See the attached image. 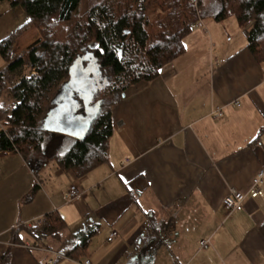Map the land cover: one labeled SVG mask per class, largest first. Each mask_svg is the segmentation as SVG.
Instances as JSON below:
<instances>
[{"label": "crops", "instance_id": "0c3cea01", "mask_svg": "<svg viewBox=\"0 0 264 264\" xmlns=\"http://www.w3.org/2000/svg\"><path fill=\"white\" fill-rule=\"evenodd\" d=\"M26 23L20 8L0 1V43ZM202 23L155 80L128 88L112 107L105 163L82 177L62 171L56 158L74 140L57 136L47 138L56 143L54 164L44 152L37 177L18 153L0 154V260L7 253L9 264H264V181L263 196H247L241 211L227 215L222 206L229 190L246 193L264 171V61L252 56L234 17ZM9 41L11 61L28 50ZM6 66L0 54V72ZM73 185L83 195L67 202ZM53 213L65 223L62 238L34 240L26 229ZM90 225L98 232L84 256L63 255L65 238ZM112 230L118 236L107 243Z\"/></svg>", "mask_w": 264, "mask_h": 264}, {"label": "trees", "instance_id": "16d2710c", "mask_svg": "<svg viewBox=\"0 0 264 264\" xmlns=\"http://www.w3.org/2000/svg\"><path fill=\"white\" fill-rule=\"evenodd\" d=\"M20 8L27 23L38 31L39 42L11 61L10 39L0 43L7 66L0 72V154L16 152L23 159L43 155L50 134L40 129L55 94L68 80L69 67L83 52L93 54L104 85L95 101L100 114L83 141H73L56 158L58 167L77 177L107 161L113 133L111 109L122 94L139 83H149L159 70L183 53L182 40L199 20L221 22L234 17L247 30V48L256 61H264V0H100L78 17L81 0H0ZM5 95L13 104L5 106ZM34 240L62 238L65 223L47 215L40 227L26 229ZM98 227L90 225L67 236L61 253L83 257ZM264 239V222L259 227ZM0 264H9L6 253Z\"/></svg>", "mask_w": 264, "mask_h": 264}, {"label": "water", "instance_id": "95a60500", "mask_svg": "<svg viewBox=\"0 0 264 264\" xmlns=\"http://www.w3.org/2000/svg\"><path fill=\"white\" fill-rule=\"evenodd\" d=\"M93 54L83 52L69 67L68 80L55 94L40 129L50 133L83 141L90 133L101 111V101H95L104 88Z\"/></svg>", "mask_w": 264, "mask_h": 264}, {"label": "built area", "instance_id": "2783aa9c", "mask_svg": "<svg viewBox=\"0 0 264 264\" xmlns=\"http://www.w3.org/2000/svg\"><path fill=\"white\" fill-rule=\"evenodd\" d=\"M194 4H196V0L192 1ZM195 28H203V23L201 20H199L196 24L192 26V29ZM216 117L221 116V112L217 110L215 113ZM264 181V171H259L256 176L252 179L250 188L246 193L235 191V190H229L228 194L223 198L222 200V206L225 210L227 215H231L234 212H239L243 209V202L248 196L250 199H255L257 197L263 196L261 186L263 185ZM82 193L78 190L76 186H71L68 190V192L65 195V199L67 202H73L81 199ZM43 224V219H37L31 222V225L33 227H40ZM118 234L116 231L112 230L109 233V236L107 238V243H110L115 238H117ZM210 245L209 240H203L200 241L199 247L201 249H207ZM79 264H89V261L85 260L82 263Z\"/></svg>", "mask_w": 264, "mask_h": 264}, {"label": "rangeland", "instance_id": "374dc122", "mask_svg": "<svg viewBox=\"0 0 264 264\" xmlns=\"http://www.w3.org/2000/svg\"><path fill=\"white\" fill-rule=\"evenodd\" d=\"M99 1L100 0H81L80 5L78 7V17L81 19L84 18L86 12L95 3L99 2ZM228 21H234V20L231 18ZM20 25H21V23H19V25L18 24L15 25L13 30H16V28H18V26H20ZM35 36H37V38L39 39L38 31L31 26H26L25 29H21L20 34L18 36H14L12 39H17L18 40V46H22L23 48H25V50H27L39 42V40H37L35 43L32 42V40ZM4 100H5L6 108L10 109L13 104L7 99L6 95H5ZM61 137H64V136H61ZM52 141H53L52 138L47 140V145L44 146V148H43V153L45 152V156H47L45 162H47L48 164H54V162H53L54 157L53 156H55V154L57 153L54 151L55 146H53L56 143H54ZM61 141H64V140H61ZM38 158L39 159H37L35 157L34 159L31 158V159L27 160L28 161L27 163L29 164L31 171L34 172V176H36V177L38 176L37 175V173H38L37 169L41 165V156H38ZM99 237H100V234L98 233V235L94 238L93 242L100 241L101 238H99Z\"/></svg>", "mask_w": 264, "mask_h": 264}]
</instances>
